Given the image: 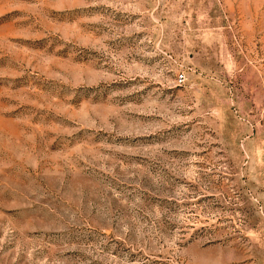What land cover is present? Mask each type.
I'll list each match as a JSON object with an SVG mask.
<instances>
[{"label":"rangeland","instance_id":"rangeland-1","mask_svg":"<svg viewBox=\"0 0 264 264\" xmlns=\"http://www.w3.org/2000/svg\"><path fill=\"white\" fill-rule=\"evenodd\" d=\"M0 264H264V0H0Z\"/></svg>","mask_w":264,"mask_h":264},{"label":"built area","instance_id":"built-area-1","mask_svg":"<svg viewBox=\"0 0 264 264\" xmlns=\"http://www.w3.org/2000/svg\"><path fill=\"white\" fill-rule=\"evenodd\" d=\"M177 77H178L179 80H182L183 77H184V74H183V73H179V74L177 75Z\"/></svg>","mask_w":264,"mask_h":264}]
</instances>
